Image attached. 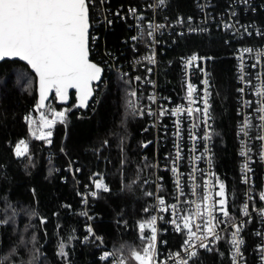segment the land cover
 Wrapping results in <instances>:
<instances>
[{"label":"trees","instance_id":"1","mask_svg":"<svg viewBox=\"0 0 264 264\" xmlns=\"http://www.w3.org/2000/svg\"><path fill=\"white\" fill-rule=\"evenodd\" d=\"M149 1L109 3L142 7ZM197 1L165 0L159 17L195 16ZM209 1L216 16L234 0ZM257 10L250 16L261 19L264 14ZM123 24L114 23L106 34L109 46L119 44L129 32ZM250 41L231 40L211 26L208 32L171 40L158 67L159 84L172 95L179 87L178 55L193 51L210 55L213 162L229 207L238 203L240 195L233 52L237 43ZM130 80L109 76L95 89L96 104L84 111L74 106L73 94L67 106L57 105L53 95V105L64 108V116L51 126L50 137L39 139L30 135L26 119L41 110L36 106L35 75L18 60L0 62V221H7L0 223V264H111L98 258L97 245L80 241L86 225L84 208L93 215L92 228L106 246L129 264L136 263L131 252L142 251L145 243L138 222L149 198L153 144L147 118L128 106ZM22 81L27 82L25 87ZM21 140L27 151L18 157L15 148ZM256 176L260 183L264 180L263 165ZM101 179L107 191L95 187ZM93 186L96 195H89L83 204V191ZM250 226L247 223L244 231L249 233ZM164 238L167 247H172L177 236ZM61 243L65 255H60ZM196 253L189 264H230L229 247L223 239Z\"/></svg>","mask_w":264,"mask_h":264},{"label":"built area","instance_id":"2","mask_svg":"<svg viewBox=\"0 0 264 264\" xmlns=\"http://www.w3.org/2000/svg\"><path fill=\"white\" fill-rule=\"evenodd\" d=\"M130 9H135V13H132ZM160 9L161 4L158 0H150L142 7L120 4L112 6L109 0H90L89 3L88 49L90 58L103 70L102 78L95 85L94 90L106 83L111 75L130 77L128 106L138 116L147 118V127L152 132V176L148 191L152 195H148L147 204L141 210L138 226L141 223L147 224L152 217L157 218L155 221L157 264L160 262L177 264L178 259H185L190 263L194 257L189 258L186 250L197 252L209 248L219 240L208 236L204 241L207 245L205 248L199 247L201 243L199 240L190 241L191 248L184 245V241L189 237L188 230L183 229L182 217L189 216L195 211V205L192 202L201 203L207 190L208 204L215 205L213 215L219 221V223L213 221L216 224L215 231L229 247L230 264H233L235 252L231 243L233 232L236 231L234 226L240 225L243 226L240 227L238 238L243 243L240 245V256L237 257L236 264H249V258L252 264H264L262 259L264 251L261 250V246H264V215L261 214V210L264 209V200L260 198L261 193H264V180L260 183L256 176L260 165L264 166V159L260 155L264 151V141L258 139L264 133L258 128L260 113L256 111L259 99L256 89L264 80V57L258 61L255 55V50H264V16L261 19L250 16L255 14L257 9L264 14V0H234L224 9V12L217 13L216 16L210 10L209 0L197 1L195 16L161 18L158 13ZM118 22H123L129 32L120 38L119 44L109 46L106 43V34L112 29V25ZM149 25L153 27L150 28ZM157 25H163V27L155 28ZM211 26L228 34L231 40L251 39L248 43H237L233 52L237 112L235 127L238 155L237 181L240 195L238 203L231 207L227 205L225 194L223 197L216 195L221 182L217 178L213 162L210 55L200 51L178 55L179 87L174 89L172 95L165 92L158 80L160 57L172 44L171 40L174 42L175 38L188 33L208 32ZM150 31L153 33L151 37L148 36ZM132 37H138V39L133 40ZM257 39L261 40L257 41ZM244 48L254 51L243 53ZM149 56L154 58V63L146 59ZM193 56L196 59L189 64L188 61ZM205 80L208 81L210 105L207 124H205L206 118L203 112ZM190 84L194 87L191 104L188 98ZM240 89H243V92L239 91ZM132 92H135V96L131 95ZM150 96L154 97V100H150ZM94 98L93 96L89 106L96 104L97 99ZM245 100L250 102L248 106L244 105ZM189 106L193 109L191 115L187 112L172 114V110L177 107L187 109ZM162 110L164 115H160ZM245 116H249L253 124L247 136L240 132ZM205 133L210 134L207 140L204 138ZM178 151L179 159H177ZM242 152L245 154L242 155ZM245 164L249 170L244 169ZM174 168L175 171H173ZM95 191L94 186L87 187L83 191V204H86L87 197ZM158 197L164 199V205L159 204ZM221 198L226 201L228 217H224L218 210L219 205L216 202ZM245 204L248 205L247 214L243 211ZM171 205H177V207L173 209ZM145 209L148 211L146 212ZM82 214L86 225L85 233L80 241L97 245L100 249L98 258L101 260H109L111 264L120 259L125 260L120 254L108 248L102 237L93 230L91 224L93 215L89 214L85 208ZM174 219L180 223L181 231H177L176 225L171 222ZM206 220V215L191 217L192 230L196 231V226H200L198 236L205 234ZM247 223L251 225L249 233L244 231ZM89 228L92 229L91 233L88 231ZM167 234L177 236L176 240L170 242L172 247H167V240L164 238ZM151 235L152 228L146 226L143 233L144 246ZM250 238L251 246H248ZM105 253L113 255L102 259ZM175 253H179L180 256L172 255ZM125 262L129 264L126 260Z\"/></svg>","mask_w":264,"mask_h":264},{"label":"snow or ice","instance_id":"3","mask_svg":"<svg viewBox=\"0 0 264 264\" xmlns=\"http://www.w3.org/2000/svg\"><path fill=\"white\" fill-rule=\"evenodd\" d=\"M89 3L90 0H0V58L3 57H19L21 60L26 61L27 64L33 69L39 78V94L40 99L37 107H44V101L48 98L47 93L50 89H55L56 96L63 100L67 97V90L69 88H75L78 94L79 106H86L88 97L92 95V81L99 80L101 74V68L92 63L89 60L88 50V30H89ZM159 3L163 5L165 0H159ZM132 13H135V9H130ZM152 28V25H149ZM163 25H157L155 28H162ZM227 27V25H226ZM155 30V29H154ZM152 32H148V36H152ZM133 40L138 37H132ZM253 49L244 48L243 53H251ZM257 60L264 57V50H255ZM149 62L154 63L152 56L146 57ZM196 57L193 56L189 59L190 64ZM255 67V65H253ZM139 79V77H137ZM259 79V77H258ZM205 93H204V116L205 124H207V118L209 115L210 105L208 103L209 93L207 91L208 81H204ZM239 91L243 92V89ZM194 92V87L190 84L188 86V98L190 104L191 98ZM135 96V92L131 93ZM256 95L258 99V107L256 111L260 113L258 119L260 124L258 128L264 133V80L261 81L256 89ZM150 100H154V97L150 96ZM249 101L245 100L244 105L248 106ZM193 109L189 106L187 109L177 107L172 110V114L176 115L180 112H187L192 114ZM199 111V109H197ZM151 114V112H149ZM160 115H164L162 110ZM56 118L62 119L64 113H54ZM29 120L30 131L33 121ZM41 120L45 125L51 127L54 120H47L43 116ZM253 127L252 120L249 116L244 117V121L240 126V132L245 136L248 135V130ZM179 132V129H178ZM178 134V133H177ZM34 135V133H33ZM51 136V132L46 135L42 134L39 139H46ZM206 140L210 138L209 133H205ZM258 139L264 141V134L260 135ZM50 142V141H49ZM107 143V142H105ZM23 146V148L21 147ZM27 151V144L21 140L16 147V155L23 156ZM245 153L242 152V155ZM261 158L264 159V151L260 153ZM177 159H179V151L177 152ZM245 170L247 164L244 166ZM175 171V168L173 169ZM179 187V182L177 184ZM97 189H104L107 191L106 185L103 184L102 179L95 182ZM92 195H96L95 192ZM147 195H152L148 193ZM217 196H224V185L220 184V191L216 193ZM260 198L264 200V193H261ZM207 190L201 203H192L195 205V211L189 216L182 217L183 229H187V235L189 239L184 241V245L188 248L192 247L190 241L199 240L200 248L207 247L204 241L208 236H213L214 239H220L216 234V224L213 221L219 223L217 218L213 215L215 205L208 204ZM160 205H164L165 201L162 197H158ZM219 205V211L224 217H228V211L225 208V199L221 198L216 202ZM171 208L175 209L177 205H171ZM248 205L243 206V211L247 214ZM203 209V210H202ZM147 212L148 209H145ZM261 214L264 215V209L261 210ZM207 216L204 226V235L198 236L197 232L200 231V226H196V231L192 230L191 217ZM156 217H152L151 220L145 224L139 225L141 233L145 227L152 228L151 237L147 238L148 243L144 246L142 252L135 249L131 252V258L134 259L137 264H157L156 261ZM7 221H0V223H6ZM43 222V221H42ZM176 225V230L181 231L180 223L177 220L171 221ZM240 226L236 227V231L233 232V239L231 241L235 252L233 254V264H236L237 257L240 256V245L243 243L239 239ZM89 233L92 229L89 228ZM142 238H144L142 236ZM35 240V237H33ZM261 250L264 251V246H261ZM189 258L197 255L195 250L187 251ZM60 255H65L64 244H60ZM113 255L111 253H105V257ZM179 257V253L172 254ZM171 258V257H170ZM264 259V257H262ZM114 264H126L125 260L120 259L114 262ZM164 264V262H160ZM177 264H189L188 260L178 259Z\"/></svg>","mask_w":264,"mask_h":264},{"label":"water","instance_id":"4","mask_svg":"<svg viewBox=\"0 0 264 264\" xmlns=\"http://www.w3.org/2000/svg\"><path fill=\"white\" fill-rule=\"evenodd\" d=\"M89 30H90V25H89ZM89 30H88V36H89ZM88 50H89V49H88ZM88 58H89V60H90L92 63L97 64L96 62H94V61L90 58V53H89V57H88ZM3 60H18V61H20V62L26 64V65L28 66V68L30 69V71L35 75V78H36V88H35V92H36V106H37V105H38V102H39V99H40V94H39V78H38V76L36 75L35 71H34L33 69H31V67L27 64L26 61L21 60L19 57H3V58H0V62L3 61ZM97 65L101 68L100 79H99V80L92 81L91 87H92L93 91H92V95H91L90 97H88V100H87L86 106H84V107H80V106H79L78 94H77V91H76L75 88H69V89L67 90V97H66V99H63V100L59 99V98L56 96L55 89L53 88V89H50V90L48 91V93H47V97H48V98L44 101V107H42V108H38V107H37V108H38V109H41V110L45 109L46 106H47L48 101L51 100V98L53 97V95H54L55 103H56L57 105L67 106V105L70 103V101H71V94H73V97H74V106H75L77 109H79V110H83V111L86 110V109L88 108V106H89V104H90V102H91V100H92L94 94H95L94 87H95V85H97V84L100 82V80H101V78H102V74H103L102 67H101L99 64H97ZM263 187H264V186H263Z\"/></svg>","mask_w":264,"mask_h":264},{"label":"rangeland","instance_id":"5","mask_svg":"<svg viewBox=\"0 0 264 264\" xmlns=\"http://www.w3.org/2000/svg\"><path fill=\"white\" fill-rule=\"evenodd\" d=\"M23 81H25V80H23ZM23 81L21 84L25 87L27 82H23ZM52 100L53 99L48 101L47 107L45 109L36 110V112H34L33 115L29 116V118L33 121V123L31 124V131H30L29 120L27 119L30 135L38 138L42 134L46 135L49 132V129L51 127H48L47 125L44 124V122L41 120L42 116L44 118H46L47 120H54V122H56L57 120H61L60 118H56L54 116V113H60V112L64 113L65 109L55 107L53 105ZM52 125H53V123H52ZM33 133H34V135H33ZM16 147H17V145H16ZM21 147L23 148V146H21ZM15 152H16V148H15ZM219 191H220V185L218 186V192Z\"/></svg>","mask_w":264,"mask_h":264}]
</instances>
